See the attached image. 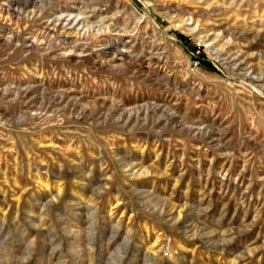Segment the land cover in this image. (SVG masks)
I'll list each match as a JSON object with an SVG mask.
<instances>
[{
  "label": "rangeland",
  "instance_id": "1",
  "mask_svg": "<svg viewBox=\"0 0 264 264\" xmlns=\"http://www.w3.org/2000/svg\"><path fill=\"white\" fill-rule=\"evenodd\" d=\"M0 264H264V0H0Z\"/></svg>",
  "mask_w": 264,
  "mask_h": 264
},
{
  "label": "bare ground",
  "instance_id": "2",
  "mask_svg": "<svg viewBox=\"0 0 264 264\" xmlns=\"http://www.w3.org/2000/svg\"><path fill=\"white\" fill-rule=\"evenodd\" d=\"M2 14V13H1Z\"/></svg>",
  "mask_w": 264,
  "mask_h": 264
}]
</instances>
